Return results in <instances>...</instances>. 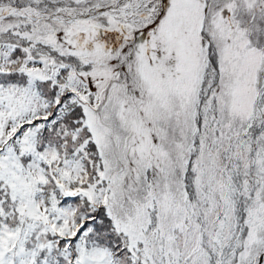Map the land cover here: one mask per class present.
<instances>
[{
  "label": "snow or ice",
  "instance_id": "obj_1",
  "mask_svg": "<svg viewBox=\"0 0 264 264\" xmlns=\"http://www.w3.org/2000/svg\"><path fill=\"white\" fill-rule=\"evenodd\" d=\"M0 264H264V0H0Z\"/></svg>",
  "mask_w": 264,
  "mask_h": 264
}]
</instances>
